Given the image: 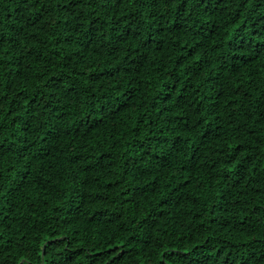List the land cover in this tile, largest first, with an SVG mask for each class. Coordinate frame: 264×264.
<instances>
[{"label": "trees", "instance_id": "trees-1", "mask_svg": "<svg viewBox=\"0 0 264 264\" xmlns=\"http://www.w3.org/2000/svg\"><path fill=\"white\" fill-rule=\"evenodd\" d=\"M0 264H264V0H0Z\"/></svg>", "mask_w": 264, "mask_h": 264}]
</instances>
